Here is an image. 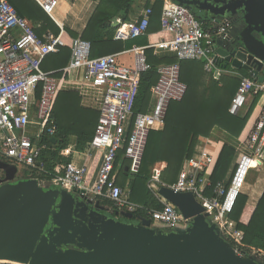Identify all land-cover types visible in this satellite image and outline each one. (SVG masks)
I'll return each mask as SVG.
<instances>
[{
  "label": "built area",
  "instance_id": "1",
  "mask_svg": "<svg viewBox=\"0 0 264 264\" xmlns=\"http://www.w3.org/2000/svg\"><path fill=\"white\" fill-rule=\"evenodd\" d=\"M35 1L53 17L61 0ZM152 13V7L147 8L141 19L130 26L129 38L147 34ZM118 22L121 23L119 19ZM161 26L165 36L158 41L147 46H134L123 53L93 57L89 40L76 37L69 44L63 31L59 34L48 32L41 38L11 2L0 0V157L15 164L20 173L24 167L36 171V179L42 186L58 185L68 191L79 190L94 201L110 199L119 211L134 213L143 209L131 201L127 191L116 182L117 153L125 148L124 156L130 161L128 170L139 173L150 132L165 125L170 104L181 101L187 92L179 62L203 60L208 73L225 74L227 71L220 66L217 41L228 39L232 30L230 20L219 27L209 25L192 9L175 0H164ZM67 46L71 50L68 65L46 71L43 63L47 57ZM148 49H153L158 56L173 54L179 62L158 67L159 78L151 88L152 103L146 112L135 113L141 76L151 69ZM123 54L130 55L132 63L122 62L119 57ZM72 73H77L80 91L84 88L90 89V93L101 91L93 100L99 104V121L85 151L88 157L101 151L102 162L94 179L90 163L78 165L73 161L66 167L57 166L50 180L40 178L42 174H50L41 160L43 151L48 148L47 144H41V137L44 133L53 136L56 132V99L62 90V81ZM260 92L264 93L262 83L242 78L229 112L238 115L249 97ZM90 93L85 96L90 97ZM249 150L239 157L229 183L219 181L212 195L206 191L211 182H205V173L214 165L215 158L206 149L186 161L177 182L171 187L175 191L193 192L210 213L209 221L216 225L220 235L237 243L236 252L261 260L259 250L253 249L246 254L241 249L245 245L239 233L229 231V215L243 193L251 171L264 163V105L260 119L252 126ZM201 173L203 176L199 178ZM160 174L161 170L157 169L152 182L159 183ZM160 200L164 204L162 210H148L154 224H161L168 230L187 227L190 220L185 219L172 203L162 197Z\"/></svg>",
  "mask_w": 264,
  "mask_h": 264
},
{
  "label": "water",
  "instance_id": "2",
  "mask_svg": "<svg viewBox=\"0 0 264 264\" xmlns=\"http://www.w3.org/2000/svg\"><path fill=\"white\" fill-rule=\"evenodd\" d=\"M175 1L209 25L230 20L232 34L217 41L221 61L264 82V0ZM0 174L1 263L264 264L236 252L193 192L157 186V194L190 220L187 227L168 230L79 190L19 178L18 167L1 157Z\"/></svg>",
  "mask_w": 264,
  "mask_h": 264
},
{
  "label": "trees",
  "instance_id": "3",
  "mask_svg": "<svg viewBox=\"0 0 264 264\" xmlns=\"http://www.w3.org/2000/svg\"><path fill=\"white\" fill-rule=\"evenodd\" d=\"M8 1L15 6L19 15L30 21L37 34L42 35L50 29L55 34L59 33L57 24L35 0ZM134 1L100 0L81 35L91 42L93 57L130 49L135 44L141 45L146 42L143 40L145 35L128 41L114 39L120 24L113 23V19L122 12H128ZM163 5L164 0H156L152 7L153 13L146 36L161 31ZM71 34L73 37L78 36L76 33ZM147 56L151 69L141 76L135 113L146 112L152 103L151 88L158 81V67L161 64L179 62L173 54L164 53L158 56L152 49L147 50ZM69 60L70 48H63L59 53L50 55L44 67H64ZM179 63L181 73L182 69L187 67L184 80L181 74V79L188 86L187 92L181 101H173L170 104L164 127L150 132L139 173L133 174L128 170L130 161L124 156L125 148L118 151L115 161V169H119L117 183L124 187L128 184L130 199L143 206V209L133 213L134 216L145 217L152 222L148 210H162L164 207L157 191L150 187V182L154 178V167L159 162H166L158 186H173L184 169L185 162L197 153L200 139L210 138L215 128L224 130L232 137H239L263 95L262 92L251 95L242 111L238 115H232L229 108L241 79L248 77L255 80L247 70L234 69L230 64L221 62L220 66L227 72L217 77L205 70L203 60H182ZM54 118L57 125L55 134L50 136L44 133L41 137V144L48 145L42 153L41 160L50 174H42L40 178L49 180L55 174L57 166L66 167L71 162L74 150L82 151L87 147L95 134L99 111L83 106L77 91L61 90L56 99ZM52 138H55L56 142H53ZM235 158L236 150L225 144L212 171L211 184L206 190L208 195H212L219 181L228 178ZM21 171L23 179H36L38 176L36 171L30 168L24 167ZM202 176V173L199 174V178ZM101 203L118 211L110 199H101ZM229 220V231L233 234L239 233V238L245 245L241 247L242 250L247 254L253 249L264 252V193L256 206L249 205L247 195L241 193L233 212L229 215ZM226 241L233 247L237 244L231 239L226 238ZM261 260L264 262V256Z\"/></svg>",
  "mask_w": 264,
  "mask_h": 264
},
{
  "label": "crops",
  "instance_id": "4",
  "mask_svg": "<svg viewBox=\"0 0 264 264\" xmlns=\"http://www.w3.org/2000/svg\"><path fill=\"white\" fill-rule=\"evenodd\" d=\"M155 2H156V0H135L132 7L130 8V10L128 12H122L117 17H115L117 20L119 19L121 23L118 22L120 25H119L118 30L115 33L114 39L116 41L132 40V38L128 37L130 26L133 23L140 20L144 11L149 7H153ZM60 4H62L63 8H64L62 10L63 11L62 19L60 20V19L56 18L55 15H53V17H51L49 15V17L59 27V29H60L59 33H61L62 31L64 32V37L68 41V43L70 44L72 38H76V37H73L71 33H76V34H78L77 37H81V35L84 32L90 18L92 17V15L96 11L98 5L100 4V0H98V1H94V0H61L59 5ZM48 32L54 33L50 29V30H47L46 32H44L42 35H39V34L38 35L41 38H43ZM164 36H165V33H163L162 31L151 33L148 36L145 35L146 38L144 37L143 40H146V42L142 43L141 45L135 44L134 46H147L149 43L158 41ZM67 47L70 48L69 46H67ZM67 47H65V48H67ZM130 49H124V50H121V51H118L115 53H111V54L123 53V52L130 50ZM153 52H154V50H153ZM54 54H57V53H54ZM163 54L164 53H161V55H163ZM70 55H71V50H70ZM119 58L122 62L132 63V57L128 54H123ZM45 61H44V63H45ZM44 63H43V68L46 71H54V70L62 69L68 65V64H66L64 67H60V68H54L52 66H50L49 68H45ZM217 77H220V76H217ZM258 83H262V82H258ZM262 84L264 85V83H262ZM79 86L81 89V85L77 81V73H72L71 75L70 74L67 75V77L65 78V81L64 80L62 81V90H75V91H77L81 96V101H82L83 106L98 110L99 104L97 101L93 102V100H94V97L98 96V94L101 93V91H99V92H98V90L96 92L91 91V93H90L89 92L90 89L87 90L84 88L83 90H81L82 91L81 92L79 90ZM87 92L92 94V96L87 98V96H85V94ZM263 105H264V93H263L262 97L260 98L257 106L253 110V113H252L248 123L246 124L244 130L242 131V133L239 137H237V138L232 137L231 135H229L224 130H222L220 128H215L213 130L210 138H201L200 139V143L198 145L197 150L200 151L202 149H206L211 154H213V156L215 158L214 165L211 166L207 170V172L205 173V182H209V183L211 182V174H212L214 166L217 162L219 154H220L223 146L225 144H229L230 146H232L236 150V158H235V162L233 164L234 166H233L232 171L230 172L228 178L221 180V181H224L225 184L229 183L231 176L233 174V171L236 167V164H237L238 159L241 156V154L250 152V150H249V135H250L252 126L254 125V123L257 120L260 119V116L262 115ZM32 126L34 127V125H32ZM163 127L159 128V129H155V130H160ZM73 143H74V140H73ZM86 148L82 151L74 150L72 153L71 162L73 161L74 163H76L78 165L90 163L91 164V173H93V179H94V177L97 175L98 169H99L100 164L102 162V156L103 155H102V152L99 151L98 153H96L95 156L88 157L86 155V151H85ZM198 151H197V153H198ZM166 165H167L166 162H159L155 167L162 171L166 167ZM118 174H119V169H116L115 170L116 182H117ZM19 178L23 179V177H21V176H19ZM151 183H152V186H150V187L156 188V191H157V185L155 184V182L154 181L152 182V180H151ZM118 185H120V184H118ZM122 187L127 191V195L130 198V188H129L128 184H126L125 187L124 186H122ZM243 193L245 195H247L249 205L256 206L258 204L259 200L261 199V197L264 193V163L257 165L252 170L251 174L248 177L247 183L243 189ZM152 223L154 224V222H152ZM182 228H184V227H182Z\"/></svg>",
  "mask_w": 264,
  "mask_h": 264
},
{
  "label": "rangeland",
  "instance_id": "5",
  "mask_svg": "<svg viewBox=\"0 0 264 264\" xmlns=\"http://www.w3.org/2000/svg\"><path fill=\"white\" fill-rule=\"evenodd\" d=\"M64 8H63V5L62 4H60L58 7H57V9L55 10V12H54V15H55V17L56 18H58V19H62V15H63V10ZM187 67H185V68H183L182 69V79L184 80L185 79V76H186V72H185V69H186ZM250 75V74H249ZM251 76V75H250ZM258 82H262V83H264L262 80H259ZM90 96H92V94H90ZM156 170H157V168L156 167H154V169H153V171H154V173L156 174ZM252 172V171H251ZM20 175H22V173L20 174ZM151 183V182H150ZM157 186H158V183H155ZM154 190H156V188H153ZM156 225H159V226H162L163 227V225H161V224H156ZM245 247V246H244ZM253 251V250H252ZM251 251V252H252ZM250 252V253H251ZM246 253V252H245ZM247 254V253H246ZM260 258L261 257H263L264 256V252H261V253H259V255H258Z\"/></svg>",
  "mask_w": 264,
  "mask_h": 264
},
{
  "label": "flooded vegetation",
  "instance_id": "6",
  "mask_svg": "<svg viewBox=\"0 0 264 264\" xmlns=\"http://www.w3.org/2000/svg\"><path fill=\"white\" fill-rule=\"evenodd\" d=\"M232 34V30L230 31V35ZM0 177H3L2 174H0Z\"/></svg>",
  "mask_w": 264,
  "mask_h": 264
}]
</instances>
